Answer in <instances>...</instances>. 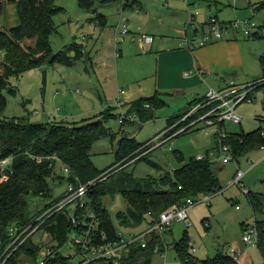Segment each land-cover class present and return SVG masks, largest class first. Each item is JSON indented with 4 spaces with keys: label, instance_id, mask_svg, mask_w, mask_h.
I'll list each match as a JSON object with an SVG mask.
<instances>
[{
    "label": "rangeland",
    "instance_id": "1",
    "mask_svg": "<svg viewBox=\"0 0 264 264\" xmlns=\"http://www.w3.org/2000/svg\"><path fill=\"white\" fill-rule=\"evenodd\" d=\"M263 1L96 0L93 11L80 7L78 0H55L64 10L55 14L53 18L56 30L50 35L52 52L59 51L65 44L77 42L83 46L84 57L70 66L58 62L46 63L45 66L9 75V83L16 88V93L4 92L7 103L0 113V119L11 116L25 117L30 123H45L53 120L80 121L98 117L104 120L109 112L113 113L115 116H108L104 124L116 133V137L111 140L109 135L100 136L92 143L89 151L93 165L98 170H103L115 161L117 140L123 134L134 136L139 142L150 141L166 128L168 119L181 115L194 97L199 99L191 107L192 110L195 109L190 116L193 117L192 119L206 113L208 109L206 111L203 109L208 105H216L215 102L209 103L205 95L206 90L197 94L198 92L191 91L194 88L183 90L171 88L173 83L165 76L173 75V78L180 79V75H184V71L179 72L180 69L175 61L164 65L162 71L165 75L161 73L157 79L159 50L171 48L190 50L183 38H176L178 42L175 43L173 37L178 34L173 31L174 25H182V30L193 34L197 23H203L206 18L215 14L224 21L251 18L261 23L264 19V8L255 7ZM125 2L129 4L133 2V8L127 6L123 11L120 10V3ZM1 9L0 27L9 28L18 22L13 0L2 1ZM175 11L178 14H175ZM189 11L197 12L194 23L190 24L187 23ZM91 12L103 13L106 16V23L89 19ZM122 15L130 20L129 31L124 34L116 28ZM204 28L208 29L206 26ZM144 33L153 36L151 43L140 39V35ZM228 36L243 42L242 51L245 52L242 66L226 69L223 82L254 83L261 79L262 70L258 56L262 51L264 52V37L252 39L232 31ZM32 41L25 39L24 43L30 44ZM140 41L146 46L145 49L139 46ZM201 46L197 45L193 50ZM119 49L122 51L117 54ZM2 58L3 53H0V60ZM186 70L190 74L185 76L191 77L195 73L193 69ZM159 82L160 85L157 86ZM256 86L257 84L253 86L251 99L244 100L236 106V111L242 116L240 123L229 120L220 123L221 130L227 132L226 137L229 132H248L257 128L264 130V86ZM154 94H159L164 103L155 108L152 119L141 124L137 116L132 113L129 119L131 121L121 124L120 114H128L127 110L133 101ZM176 129L178 127L174 130ZM262 130L261 134L264 135ZM181 132L161 145L158 144L159 140L151 141L146 159L133 163L129 162L133 158L130 159L128 161L130 164H125H128L125 171L132 172L134 177L147 175L159 177L166 172L172 173L185 161L189 162L202 156L211 162V170L219 178L220 188L217 192L210 193L209 201L196 202L191 206L187 220L173 222L170 230L163 234L162 240L165 247H170L166 248L165 256L154 253L151 264H179L173 244L181 241L184 234L188 243L194 246V250L191 247L190 250L197 258H213L220 251L234 255L235 251L236 259L240 263L263 264L257 245L246 244L242 240L244 225L241 226V222L249 224H253L256 220L264 222V147L248 150L238 158L232 157L227 162H223L216 146L219 137L217 123L206 124L201 120L191 130ZM174 152L181 153L184 161L179 160ZM150 162L158 164L160 168ZM59 164L55 166L56 176L48 179L52 189V196L49 199L33 193L27 194V209L30 215H34L45 204L57 199L65 191L67 177L61 172ZM117 166L122 167L119 163ZM238 171L243 172L240 182L248 189L247 193L254 192L260 195L263 203L261 211L254 212L247 193L237 183H232ZM120 172L115 173L114 178H117ZM112 192L104 195L103 203L117 229L138 230L145 227L146 223L139 227L119 226L116 213L125 211L128 204L118 187H114ZM32 239L37 242L43 239L49 240L42 230L36 232ZM67 248L68 245L65 249ZM23 256L21 255V258ZM25 263L26 259L23 258L21 264Z\"/></svg>",
    "mask_w": 264,
    "mask_h": 264
},
{
    "label": "trees",
    "instance_id": "2",
    "mask_svg": "<svg viewBox=\"0 0 264 264\" xmlns=\"http://www.w3.org/2000/svg\"><path fill=\"white\" fill-rule=\"evenodd\" d=\"M2 1L6 0H0V11L2 10ZM13 1L16 5L18 22L9 28L0 27V53H3V58L0 60L2 67L0 113L7 103L4 92L16 93V88L9 83V75L45 66L46 63L58 62L70 66L83 58L85 53L82 44L77 42L65 44L59 51L52 52L50 35L56 30L53 18L55 14L64 10L55 0ZM95 1L78 0V4L85 10L95 11L93 8ZM255 8H264V1L256 5ZM91 14L93 15L89 19L97 20L102 24L106 23V16L103 13L91 12ZM260 24L264 27V19ZM258 37H264V34L256 33L252 39ZM25 39L33 41L30 44H25ZM258 60L262 77H264V52L259 55ZM261 86H264V83L258 84L256 87ZM198 99L195 97L190 100L181 115L168 119L166 127L186 114ZM163 103L164 101L157 94L141 97L131 103L127 113H134L142 124L152 119L155 108ZM212 106L214 104L208 105L203 111ZM111 115L115 116L109 112L104 120L98 117L80 121L53 120L45 123H30L25 117L11 116L0 119V159L13 157L12 171H7L6 179H0V239L2 241L5 242L8 238L9 226L29 223L35 214L40 213L59 198L52 199L34 215L28 213L27 194L33 193L48 199L52 196V189L48 183L50 177L56 176V160L52 156H56L61 163L68 166L70 170L68 178L71 180H75L76 177L80 182L85 183L101 174L104 169L98 170L93 165L89 151L92 143L100 136L109 135L111 140L116 137V133L104 124L106 118ZM188 119L177 127L188 123ZM127 121L131 120L128 119L124 122ZM189 130L191 128H185L181 133ZM261 130V128H257L248 132H229L227 137L217 138L216 146L220 142L226 144L231 156L238 158L248 150L264 147V135L261 134ZM147 142H139L134 136L123 134L117 140V148L114 152L115 161L111 164L122 165L118 169L121 171L119 176L114 178L115 173L118 172L115 171L88 190L89 203L99 219L96 232L99 234L104 231L108 239L116 238L117 227L110 219L109 212L103 203V197L112 192L114 187L119 188L128 204L125 211L116 213L119 226L122 228L139 227L143 223L150 224L156 221L158 214L171 204L181 203L189 196L217 192L220 188L219 178L211 170V162L204 157L189 162L185 161L172 173L166 172L159 177L151 175L134 177L132 172L125 171V167L135 161L146 159L150 150L127 165L125 164L148 149L150 145H145ZM174 154L179 160L184 161L181 153L174 152ZM32 155L40 156L41 161L37 162L32 158ZM150 163L155 164L154 162ZM155 165L160 168L158 164ZM247 197L254 212L262 210L263 203L259 194L251 192L247 193ZM254 223L258 229L257 247L264 264V222L256 220ZM245 224L244 221L241 222V226H245ZM42 229L50 235L51 239L57 241L58 245L65 242L68 233L76 230L69 221L68 209L53 214L45 221ZM157 242L160 244V239L156 236L151 239L146 248L133 245L128 255L119 264H151L154 255L152 248ZM42 245L43 243L33 240L32 236L29 237L7 264H21L23 258L35 260ZM173 246L176 249L179 264H254L240 263L234 255L224 251L217 252L213 258H197L191 252L185 234L181 241L175 242ZM21 255H24L23 258ZM46 264H69V259L58 255Z\"/></svg>",
    "mask_w": 264,
    "mask_h": 264
},
{
    "label": "built area",
    "instance_id": "3",
    "mask_svg": "<svg viewBox=\"0 0 264 264\" xmlns=\"http://www.w3.org/2000/svg\"><path fill=\"white\" fill-rule=\"evenodd\" d=\"M196 14L197 12H188V24L194 23L193 20L195 19ZM129 21L130 20H128L126 16L122 15L116 25V28L120 29L122 34L128 32ZM204 26L208 29L206 30ZM230 31L233 33L239 32L247 38H252L256 33L264 34V27L251 18L224 21L220 20L216 15H211L206 18L203 23L196 24L190 38L187 34H185L183 39L189 49H193L197 45L200 46L230 37L228 36ZM140 39L151 43L153 36L144 33L140 35ZM132 40H134V36H132ZM261 83H264V77L254 83L250 82L245 85H236L233 81H231L229 85L222 90L209 88L205 94L206 98L209 103L215 102L216 105L209 108L207 112L201 116L191 119L189 123H187V126L185 124L178 127V129L173 130L193 114V110L195 109H190L186 114L181 116L179 120L166 127L153 140H159L158 144L161 145L177 133L183 131L185 127L193 128L201 120H204L206 124L217 123L219 125V137H225L227 132L225 130H221L220 123H223L225 120H229L233 123H240L242 116L236 111V106L244 100H250V94L254 89L253 86ZM131 114L132 113L120 114V122L130 119ZM262 133L264 134V130H262ZM153 140L148 141L145 145L150 144ZM149 148L139 153L133 158V160L148 152L150 150ZM217 149L220 151L223 162H227L232 158L229 147L226 144L221 142L218 143ZM32 158L37 162L41 161V158L38 155H32ZM52 158L56 160L55 166L60 163V170L64 176L67 177L66 189L63 194L51 205L46 207L40 213L35 214L29 223L25 225L14 224L9 226L7 240L4 242L0 239V264H7L10 261L9 258H11L14 253L18 251L26 240L31 236L33 237L34 234L40 230H42L44 235L48 236L49 240H40L39 242L43 243V245L39 250L37 257L35 260L25 258V264H46L47 262L55 259L58 255L68 258L69 264H119L122 259L128 255L133 245H140L141 247L146 248L151 239L156 236L160 239V244L158 242L155 243L152 251L153 253L165 256V250L170 246H164L162 242L163 234L170 230L173 222L187 220L188 210L196 202H206L211 198L210 193L186 197L183 202L173 203L161 211L158 214L157 220L150 224L146 223L145 227L139 228L138 230L126 228L117 229L116 238L108 239L104 231H101L99 234L96 232L99 219L89 203L87 194L91 186L98 181L106 179L119 169L117 163L105 168L98 177L83 183L76 177L75 180L69 179L68 176H70V170L68 166L61 163L56 156H52ZM198 158H202V156H199ZM12 159V156L0 159L1 180L8 177L7 171H12ZM242 175L243 172L238 171L234 175L232 183H237L243 191L247 193L248 189L240 182ZM65 209H68L69 221L76 230L68 233L65 242L58 245V242L51 239L50 235L45 232L42 227L45 221L53 214ZM242 240L246 244H258V229L255 223L245 224L243 227ZM66 245H68L67 249H65ZM189 247L194 250V246L191 243H189ZM234 256H237L235 252Z\"/></svg>",
    "mask_w": 264,
    "mask_h": 264
},
{
    "label": "crops",
    "instance_id": "4",
    "mask_svg": "<svg viewBox=\"0 0 264 264\" xmlns=\"http://www.w3.org/2000/svg\"><path fill=\"white\" fill-rule=\"evenodd\" d=\"M132 3H120V10L123 11L127 6L133 8ZM174 13L178 14V12L176 11ZM92 15L93 14H91V16ZM182 29V25H174L173 31L178 34V36L173 37L175 39V43L178 42L179 38H184L185 34H187L189 38L191 37V34L186 33L187 30L184 31ZM180 34L181 36H179ZM142 41H140L139 46L145 49L146 46H144V43ZM242 45L243 42L236 40L235 37H226L204 44L194 50H188L186 48H171L168 50H159V53L157 54V79H159L161 73L164 74V72L162 71L164 65L169 64L170 61H175L180 69L179 72L184 71V75H180V79H176L175 77L173 78V75H166L165 77L168 79V81L173 83L171 88L174 87L177 90L194 88L191 91L198 92L197 94H199L200 92H205V90L207 92L208 88H213L214 90H222L226 88L231 82H223V80H225V70L243 64L245 51H242ZM121 51L122 49H119V52L117 50V54H120ZM143 51L148 52L147 50ZM151 51L152 50L150 49L149 52ZM186 69H193L195 73H193L191 77L185 76L190 74V72ZM227 73L228 75H230L229 72ZM245 84H248V81L244 83H238L236 85ZM158 85H160V82L159 84L157 83V86Z\"/></svg>",
    "mask_w": 264,
    "mask_h": 264
}]
</instances>
